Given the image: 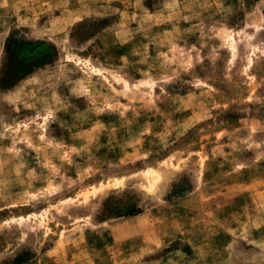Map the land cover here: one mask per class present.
<instances>
[{
	"label": "rangeland",
	"instance_id": "obj_1",
	"mask_svg": "<svg viewBox=\"0 0 264 264\" xmlns=\"http://www.w3.org/2000/svg\"><path fill=\"white\" fill-rule=\"evenodd\" d=\"M0 264H264V0H0Z\"/></svg>",
	"mask_w": 264,
	"mask_h": 264
},
{
	"label": "trees",
	"instance_id": "obj_2",
	"mask_svg": "<svg viewBox=\"0 0 264 264\" xmlns=\"http://www.w3.org/2000/svg\"><path fill=\"white\" fill-rule=\"evenodd\" d=\"M140 212L139 211H135L132 215H137L139 214ZM130 216V215H129Z\"/></svg>",
	"mask_w": 264,
	"mask_h": 264
}]
</instances>
